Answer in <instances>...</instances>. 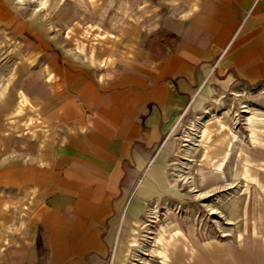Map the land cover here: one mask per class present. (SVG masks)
Returning a JSON list of instances; mask_svg holds the SVG:
<instances>
[{
  "label": "crops",
  "instance_id": "crops-1",
  "mask_svg": "<svg viewBox=\"0 0 264 264\" xmlns=\"http://www.w3.org/2000/svg\"><path fill=\"white\" fill-rule=\"evenodd\" d=\"M158 3L94 49L37 43L40 90L20 93L23 123L0 134V264H127L172 121L208 84L264 88V0Z\"/></svg>",
  "mask_w": 264,
  "mask_h": 264
},
{
  "label": "rangeland",
  "instance_id": "rangeland-1",
  "mask_svg": "<svg viewBox=\"0 0 264 264\" xmlns=\"http://www.w3.org/2000/svg\"><path fill=\"white\" fill-rule=\"evenodd\" d=\"M158 1L0 0V134L23 123L20 93L40 90L37 43L97 48L121 25L146 22ZM207 86L140 183L141 237L127 264H191L207 249L214 264H264V88Z\"/></svg>",
  "mask_w": 264,
  "mask_h": 264
},
{
  "label": "bare ground",
  "instance_id": "bare-ground-1",
  "mask_svg": "<svg viewBox=\"0 0 264 264\" xmlns=\"http://www.w3.org/2000/svg\"><path fill=\"white\" fill-rule=\"evenodd\" d=\"M153 211V210H152Z\"/></svg>",
  "mask_w": 264,
  "mask_h": 264
}]
</instances>
